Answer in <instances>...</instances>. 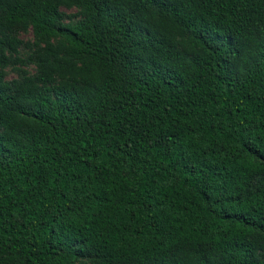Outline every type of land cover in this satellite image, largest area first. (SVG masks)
Returning a JSON list of instances; mask_svg holds the SVG:
<instances>
[{
  "label": "trees",
  "instance_id": "obj_1",
  "mask_svg": "<svg viewBox=\"0 0 264 264\" xmlns=\"http://www.w3.org/2000/svg\"><path fill=\"white\" fill-rule=\"evenodd\" d=\"M0 264H264V0H0Z\"/></svg>",
  "mask_w": 264,
  "mask_h": 264
},
{
  "label": "rangeland",
  "instance_id": "obj_2",
  "mask_svg": "<svg viewBox=\"0 0 264 264\" xmlns=\"http://www.w3.org/2000/svg\"><path fill=\"white\" fill-rule=\"evenodd\" d=\"M62 11L66 14V22H75L79 19L76 16L77 15L76 9L62 8ZM14 35H16L19 39H21L25 43L32 44L35 41L33 30L31 27L24 28L23 26H20L15 30ZM20 51H21V55L23 57H26L27 53L29 52V49L23 46L21 47ZM22 69H27L28 71H30V73L35 72V69L33 67L26 68V67H22L21 65H17L15 67L9 66L6 69L7 80L12 81V80L20 78Z\"/></svg>",
  "mask_w": 264,
  "mask_h": 264
}]
</instances>
